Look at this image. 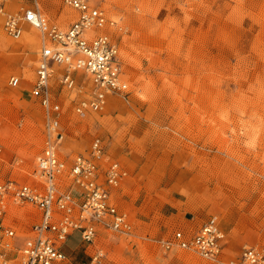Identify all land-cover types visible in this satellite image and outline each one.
I'll return each instance as SVG.
<instances>
[{"label":"rangeland","instance_id":"1","mask_svg":"<svg viewBox=\"0 0 264 264\" xmlns=\"http://www.w3.org/2000/svg\"><path fill=\"white\" fill-rule=\"evenodd\" d=\"M88 1L113 21L97 32L116 41L130 92L78 114L91 83L79 73L67 89L56 65L57 150L69 166L101 140L126 173L110 201L132 230L118 234L99 224L92 242L73 230L55 264H87L97 252L107 264H226L246 246L264 253V0ZM21 7H37L61 29L77 18L62 0L5 5L8 12ZM3 20L0 13V183L36 185L47 138L46 112L31 94L42 35L24 23L11 38ZM10 76L18 86L8 85ZM70 182L65 173L61 185ZM39 216L30 204L8 202L4 222L21 241ZM209 218L223 233L219 260L163 245L176 231L190 237Z\"/></svg>","mask_w":264,"mask_h":264},{"label":"built area","instance_id":"2","mask_svg":"<svg viewBox=\"0 0 264 264\" xmlns=\"http://www.w3.org/2000/svg\"><path fill=\"white\" fill-rule=\"evenodd\" d=\"M7 1L0 0L6 35L19 38L24 23L42 35L31 94L46 112L47 138L36 160L39 184L11 180L0 183V264H55L64 259L61 243L73 230H79L86 242L93 241L99 224L118 234H131L132 230L126 214L110 201L111 189L120 184L126 173L117 161L107 157L101 140L93 139L86 153L75 155L69 166L58 155L62 138L57 118L60 106L50 90L55 66H62L59 82L67 89L75 87L78 72L91 83L90 99L79 101L75 107L78 114L87 109L100 110L109 94L126 98L130 87L116 41L105 32H97L113 24L103 10L88 0H62L64 6L76 12L77 18L61 29L48 22L37 7L8 12ZM19 82L17 76L8 79L12 87ZM65 173L71 182L63 186L61 179ZM8 202L30 204L40 211L39 219L21 241L16 229L4 222ZM171 244L216 261L224 249L223 233L215 218L205 221L190 237L176 231L172 241H163L166 248ZM103 256L97 252L87 264H107ZM226 264H264V253L246 246Z\"/></svg>","mask_w":264,"mask_h":264},{"label":"bare ground","instance_id":"3","mask_svg":"<svg viewBox=\"0 0 264 264\" xmlns=\"http://www.w3.org/2000/svg\"><path fill=\"white\" fill-rule=\"evenodd\" d=\"M69 16V13L67 11H64L63 14H62V17H68ZM30 28H33V27H30ZM35 30V28H33ZM81 73V72H78V74ZM82 83H85L84 81Z\"/></svg>","mask_w":264,"mask_h":264}]
</instances>
